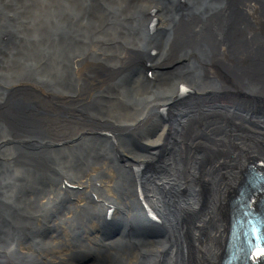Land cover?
Masks as SVG:
<instances>
[{"label":"bare ground","instance_id":"bare-ground-1","mask_svg":"<svg viewBox=\"0 0 264 264\" xmlns=\"http://www.w3.org/2000/svg\"><path fill=\"white\" fill-rule=\"evenodd\" d=\"M251 2L0 0V34H24L0 51V264H222L232 201L264 171ZM142 50L157 52L154 81L129 72ZM182 83L192 97L177 101ZM51 136L52 150L36 144Z\"/></svg>","mask_w":264,"mask_h":264},{"label":"rangeland","instance_id":"rangeland-1","mask_svg":"<svg viewBox=\"0 0 264 264\" xmlns=\"http://www.w3.org/2000/svg\"><path fill=\"white\" fill-rule=\"evenodd\" d=\"M21 5H22V4H21ZM192 100L197 101V100H200V98L198 99V98L195 97V98H193ZM167 109H168V107H167ZM172 110H173V105H171L170 109L167 110L168 112H167V115H165V116H166V117H165V118H166L165 120H167V119L170 117V115H171V113H172ZM165 120L163 121L164 123H165ZM135 140H136V141H139V139H135ZM135 140H134L135 145H136V146H140V144H139L138 142H136ZM86 260H87V259H86ZM86 260L83 259L82 261L84 262V261H86Z\"/></svg>","mask_w":264,"mask_h":264},{"label":"water","instance_id":"water-1","mask_svg":"<svg viewBox=\"0 0 264 264\" xmlns=\"http://www.w3.org/2000/svg\"><path fill=\"white\" fill-rule=\"evenodd\" d=\"M255 2H258L257 6L260 10L261 14H264V0H253ZM190 4H195V0H191ZM203 4H208L207 2H204Z\"/></svg>","mask_w":264,"mask_h":264},{"label":"snow or ice","instance_id":"snow-or-ice-1","mask_svg":"<svg viewBox=\"0 0 264 264\" xmlns=\"http://www.w3.org/2000/svg\"><path fill=\"white\" fill-rule=\"evenodd\" d=\"M259 251H260V252H264V249H260Z\"/></svg>","mask_w":264,"mask_h":264}]
</instances>
